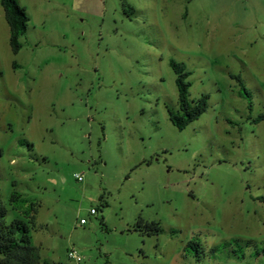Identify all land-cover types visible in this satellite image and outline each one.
I'll list each match as a JSON object with an SVG mask.
<instances>
[{
	"label": "rangeland",
	"instance_id": "rangeland-1",
	"mask_svg": "<svg viewBox=\"0 0 264 264\" xmlns=\"http://www.w3.org/2000/svg\"><path fill=\"white\" fill-rule=\"evenodd\" d=\"M16 2L17 54L0 4L5 223L13 191L35 204L48 264H264V0ZM169 61L209 97L182 130Z\"/></svg>",
	"mask_w": 264,
	"mask_h": 264
},
{
	"label": "trees",
	"instance_id": "trees-1",
	"mask_svg": "<svg viewBox=\"0 0 264 264\" xmlns=\"http://www.w3.org/2000/svg\"><path fill=\"white\" fill-rule=\"evenodd\" d=\"M0 4L9 30L11 52L17 54L21 48L19 38L25 33L28 16L16 0H0ZM169 67L175 76L178 102V111L176 113L169 111V121L173 127L182 130L206 111L209 97L203 94L197 100L190 101L188 99L190 83L187 81L190 73L182 63L169 61ZM230 78L237 82L238 95L247 100L248 108L251 109V94L244 87L240 76L230 75ZM252 122L255 124L264 122V109ZM9 203L22 218H15L6 224V209L0 204V264H48L41 259L39 248L31 242L30 225L32 227L35 225L36 205L29 203L15 191L11 193ZM134 230L146 236H156L161 232L157 222H145L141 219L136 223ZM187 247L194 255L200 251V244L196 241L188 242Z\"/></svg>",
	"mask_w": 264,
	"mask_h": 264
},
{
	"label": "built area",
	"instance_id": "built-area-1",
	"mask_svg": "<svg viewBox=\"0 0 264 264\" xmlns=\"http://www.w3.org/2000/svg\"><path fill=\"white\" fill-rule=\"evenodd\" d=\"M75 179H76L77 181H81V180H82V178H81L80 175H75ZM90 214H94V210H93V209L90 210ZM83 223H84V220H80V224H83ZM68 257H69L70 259H74V260H76V261H79V257L75 254L74 251H70V252L68 253Z\"/></svg>",
	"mask_w": 264,
	"mask_h": 264
}]
</instances>
